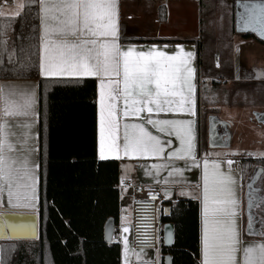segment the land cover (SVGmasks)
<instances>
[{"label": "snow or ice", "instance_id": "6c2138e0", "mask_svg": "<svg viewBox=\"0 0 264 264\" xmlns=\"http://www.w3.org/2000/svg\"><path fill=\"white\" fill-rule=\"evenodd\" d=\"M25 8L29 13L35 11L38 20L27 37L38 39V65L31 60L33 53H26L24 60H13L16 52L8 45V22H0V56L7 55L8 62L15 63L21 73L38 67L44 78L92 77L98 81L99 161L152 157L162 161L151 166L156 176L163 169L169 177L184 170L175 161H184L185 166L189 160L196 162L194 121L160 118L161 113L195 115L193 52L182 47L173 54L155 46L147 50L122 48L118 0H17L14 4L5 0L0 17L21 16ZM245 10V30L264 36V5H245ZM37 87L31 83L0 84V191L7 188L9 202H17L14 206L32 207L36 200L40 169ZM146 125L169 138L162 140ZM172 136L178 147H172ZM233 163L227 160L225 172L219 161L210 164L205 158L202 191L191 197L200 201V264H264V240L245 242L242 238ZM162 182L170 183L167 178ZM179 194L190 195L183 190ZM249 196L251 207V193ZM164 198H169L168 190ZM12 230L26 232L28 226H13ZM122 231L128 228L122 226ZM248 232L255 233L251 216ZM256 234L264 236V226ZM128 254L125 238L124 264H129Z\"/></svg>", "mask_w": 264, "mask_h": 264}, {"label": "trees", "instance_id": "16d2710c", "mask_svg": "<svg viewBox=\"0 0 264 264\" xmlns=\"http://www.w3.org/2000/svg\"><path fill=\"white\" fill-rule=\"evenodd\" d=\"M237 1L240 0H232L229 5L225 0H201L202 25L212 22L223 37L236 34ZM206 12H211V19ZM164 15L161 8V21ZM34 17L35 11L29 13L25 8L21 16L0 19L9 23L7 38L9 47L16 52L14 61L24 60L26 53H33L31 60L38 65V39H27L32 35V26H38ZM241 36L252 37L251 34ZM120 42L145 43L141 39L124 38H120ZM30 43L35 47L29 48ZM22 47L24 52L20 51ZM218 48L219 70L211 63H205V70L200 69L205 61L200 60L199 49L198 106L264 104V82L247 81L226 86V70L231 69L232 64L230 45L224 42ZM25 80L38 83V237L36 240H0V264H120L119 245L113 241L108 243L104 238V225L109 218L114 220L115 230L119 226V168L117 161H98L96 157L95 80L55 83L59 79H43L38 67L21 73L15 63L8 62L7 55L0 56V81ZM240 162L246 215L252 217L255 230L246 237L264 240V236L256 234L264 226V190L259 197L256 183L249 188L257 169L264 171V159L241 156ZM165 207L169 208L167 216L163 215ZM159 217L161 225L174 226V244L170 248L160 244L162 255L169 256L171 264H200L199 201H166Z\"/></svg>", "mask_w": 264, "mask_h": 264}, {"label": "crops", "instance_id": "0c3cea01", "mask_svg": "<svg viewBox=\"0 0 264 264\" xmlns=\"http://www.w3.org/2000/svg\"><path fill=\"white\" fill-rule=\"evenodd\" d=\"M205 1V0H203ZM17 0H7L8 4H14ZM227 4H232V0H225ZM5 4V0H0V5ZM164 9V20H160L159 11ZM7 9L6 11H10ZM208 18L211 19V12H206ZM13 18V17H0ZM201 0H118V25H119V43L122 48L135 46L137 49L143 48L147 50L150 47H157L173 54L181 47L185 52L191 51L194 53L192 65L195 68L193 85H194V110L195 115L189 117L187 114H160V118H180L192 119L194 121V144L196 162L191 160L185 166L184 161H175L176 166L184 169L181 174H173L168 176V170H161L160 175L156 176V170L152 169V165L162 163V161L148 158H123L120 160L109 159L107 161L118 162V177L119 179H131L137 185L144 186H162L163 191L168 190L169 198L166 201L176 200H197L192 196L199 195L202 191V175L203 161L205 158L209 163L213 160L219 161L221 170L227 172V160L231 154L238 158L248 156L252 159H264L261 156H254L259 153L264 154L261 148L264 145V125L256 121L254 114H264V104L254 107L243 105H220V106H198V73H199V49L201 48L200 60L205 62L200 66V69H206L205 63L213 64L214 69L220 68V50L218 45L227 42L230 45L231 53V69L226 70V86L231 87V84L238 82H264V44L260 42L255 35L251 34V38L241 36L242 31L234 35L223 37V33L216 29V26L211 22V25L206 22L203 26L201 23ZM222 37V38H221ZM120 38L124 39H141L145 43L132 44L122 43ZM203 53V54H202ZM219 64V66H217ZM43 79H59V80H80L93 79L96 82V157L98 145V81L92 77L84 78H44ZM26 84L31 83L38 86V83L33 80L25 81H0V84ZM38 95V87H37ZM204 109L207 110V145H203L204 130L202 126V114ZM155 118V117H154ZM212 121H218L217 135L224 138L223 144L213 143L211 141V124ZM38 129V124H37ZM149 131L154 135L161 136V139H168L165 134L158 133L151 125H146ZM172 147H178L179 144L175 137H171ZM167 150V149H166ZM210 154V155H209ZM98 160V159H97ZM99 161V160H98ZM198 165V166H197ZM232 169V168H231ZM232 173L236 179L235 191L239 200L238 223L241 226L242 238L245 242L262 241L263 239H249L248 234V219L245 210V185L242 178L241 162L236 169H232ZM263 175V176H262ZM262 180L260 187L256 189L259 197L262 196L264 190V172L260 173ZM259 176V177H260ZM167 178L170 183L164 184L162 181ZM160 180L161 183H157ZM182 181V183H171V181ZM200 185V189L184 187L178 188L176 191L171 187ZM185 191L190 195H180L181 191ZM126 195V194H125ZM126 199L130 205V199L126 195ZM164 195V194H163ZM127 200H125L127 202ZM16 200L9 202L7 188L0 191V213H33L38 217L39 203V180L37 184L36 200L34 206H14ZM200 204V201H199ZM127 205L120 199L119 196V226L114 231L118 236L116 242L120 248V264H124V239L128 241V261L129 264L135 256L130 248V215L127 213ZM122 226L127 227L128 231L123 232ZM201 235V233H200ZM200 262H201V243H200Z\"/></svg>", "mask_w": 264, "mask_h": 264}, {"label": "built area", "instance_id": "2783aa9c", "mask_svg": "<svg viewBox=\"0 0 264 264\" xmlns=\"http://www.w3.org/2000/svg\"><path fill=\"white\" fill-rule=\"evenodd\" d=\"M234 163L231 165L232 169H236L240 163V158L231 154L228 160ZM184 187L186 189L195 188L200 189V185L195 186H173V190ZM119 195H128L130 199L131 221H130V248L133 253L141 250H149L152 255L147 259L132 260L131 264H144L148 261L149 264H156L157 253L160 250V209L166 202L163 195L162 186H144L137 185L131 179H119L117 183ZM151 190V192H150ZM125 195V196H126ZM127 197V196H126ZM112 241L117 242L118 236L114 232Z\"/></svg>", "mask_w": 264, "mask_h": 264}, {"label": "water", "instance_id": "95a60500", "mask_svg": "<svg viewBox=\"0 0 264 264\" xmlns=\"http://www.w3.org/2000/svg\"><path fill=\"white\" fill-rule=\"evenodd\" d=\"M245 5L251 7L252 5H264V0H240L235 3V28L236 32L241 34L251 33L261 41H264V36L258 34L256 31L251 29L245 30V18L247 12L245 10ZM254 117L256 121L264 125V114L255 113ZM220 124L218 121H212L211 124V141L213 143L223 144L224 138L217 135V125ZM264 172L263 168H258L252 181L251 185L256 183L260 173ZM169 214V208L165 207L163 209V215L167 216ZM29 219L31 225L27 222ZM249 220V217L247 216ZM13 226H28L26 232H16L12 230ZM114 220L109 218L104 225V238L106 242L110 243L112 241V236L114 234ZM161 244L164 248H170L174 244V226L171 223H164L161 226ZM249 234V232H248ZM38 237V217L33 213H13L6 212L0 213V240H36ZM111 237V239L109 238ZM167 264H171L170 257Z\"/></svg>", "mask_w": 264, "mask_h": 264}, {"label": "rangeland", "instance_id": "374dc122", "mask_svg": "<svg viewBox=\"0 0 264 264\" xmlns=\"http://www.w3.org/2000/svg\"><path fill=\"white\" fill-rule=\"evenodd\" d=\"M251 92V91H248ZM207 116H208V112L206 109H204V112L202 114V126H203V130H204V139H203V145L206 147L207 145V130H208V125H207ZM261 148L264 150V145L261 146ZM254 156L258 157L261 156L259 155V153L254 154ZM262 180H257L256 182V187L259 188L260 184H261ZM163 194L165 195V192H163ZM120 199L127 205V213H129L130 215V221H131V210H130V205L128 200L126 199V197L121 196L120 195ZM127 200V202L125 201ZM161 231V230H160ZM160 244H161V233H160ZM137 254L139 256V258L137 257ZM152 255V252L149 250H141V251H137L135 253V258L136 259H147ZM169 259V256L166 255H162L161 251H158V255H157V261L159 262V264H167V261Z\"/></svg>", "mask_w": 264, "mask_h": 264}, {"label": "bare ground", "instance_id": "6f19581e", "mask_svg": "<svg viewBox=\"0 0 264 264\" xmlns=\"http://www.w3.org/2000/svg\"><path fill=\"white\" fill-rule=\"evenodd\" d=\"M27 222L31 225V223H30V221H29V219L27 220Z\"/></svg>", "mask_w": 264, "mask_h": 264}]
</instances>
